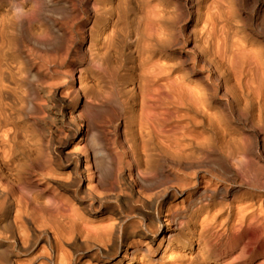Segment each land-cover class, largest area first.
I'll use <instances>...</instances> for the list:
<instances>
[{"label":"bare ground","instance_id":"bare-ground-1","mask_svg":"<svg viewBox=\"0 0 264 264\" xmlns=\"http://www.w3.org/2000/svg\"><path fill=\"white\" fill-rule=\"evenodd\" d=\"M39 243L264 264V0H0V264Z\"/></svg>","mask_w":264,"mask_h":264},{"label":"rangeland","instance_id":"rangeland-1","mask_svg":"<svg viewBox=\"0 0 264 264\" xmlns=\"http://www.w3.org/2000/svg\"><path fill=\"white\" fill-rule=\"evenodd\" d=\"M53 117H55V115L51 114L50 118L47 119L42 124V126H44V128L46 129V132L55 130L56 126L58 125L57 118L56 117L53 118ZM40 242H41V240H40ZM65 250L67 251L68 254H70V253L72 254V252L68 246L65 247ZM49 253H50L49 250L48 249L44 250L42 248V243H39V245L31 253H29L26 256L21 255L19 258H20V260L25 261V262H29L30 264H42V263L44 264V263L48 262L47 259L49 257ZM84 255H85L84 253H81V255L79 254V256L75 258L74 262L77 264V261L79 262V260L82 259Z\"/></svg>","mask_w":264,"mask_h":264}]
</instances>
